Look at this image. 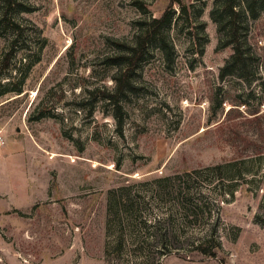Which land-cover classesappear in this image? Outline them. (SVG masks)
Segmentation results:
<instances>
[{
	"label": "rangeland",
	"instance_id": "rangeland-1",
	"mask_svg": "<svg viewBox=\"0 0 264 264\" xmlns=\"http://www.w3.org/2000/svg\"><path fill=\"white\" fill-rule=\"evenodd\" d=\"M181 1L0 0V264H264V13Z\"/></svg>",
	"mask_w": 264,
	"mask_h": 264
},
{
	"label": "trees",
	"instance_id": "trees-1",
	"mask_svg": "<svg viewBox=\"0 0 264 264\" xmlns=\"http://www.w3.org/2000/svg\"><path fill=\"white\" fill-rule=\"evenodd\" d=\"M182 6V11L188 15V7L186 4H182L181 0H176ZM175 0H172L171 7L166 10L163 15L159 18L153 17L151 24L157 26L159 28L167 26L170 27L173 23V15H172V6ZM146 8V6H145ZM144 8V9H145ZM262 13H264V0H216L215 6L211 11L212 19L218 25V31L220 34V47L232 46L233 54L226 61V64L222 67L221 76L224 78L226 76H236L239 78H247V72L249 68L254 63L253 51L251 44L248 41L247 35H243V31L247 33V28L245 29L244 24L250 18L256 19ZM161 42L163 46V50L166 53L167 57L170 58L173 54L174 47L169 45L168 37L166 35L161 37ZM141 46L142 43H141ZM140 49L136 50L135 55ZM12 83L9 81L0 83V86L3 87L4 91L0 92V96L4 95L6 92L16 91L19 94L23 93V87L18 85L15 89H11ZM47 116L46 114H42L41 117ZM180 179V176H176ZM176 177H168L165 179H159V181L168 180L170 183V191L181 196L183 194V190L180 186H176V184H172ZM183 196V195H182ZM122 197L123 201H127V204L131 202L130 197H127L126 200ZM119 199H117L118 201ZM121 200V199H120ZM119 200V201H120ZM199 250L204 253H209V248L203 245L199 247Z\"/></svg>",
	"mask_w": 264,
	"mask_h": 264
},
{
	"label": "built area",
	"instance_id": "built-area-1",
	"mask_svg": "<svg viewBox=\"0 0 264 264\" xmlns=\"http://www.w3.org/2000/svg\"><path fill=\"white\" fill-rule=\"evenodd\" d=\"M3 146V139L0 137V148Z\"/></svg>",
	"mask_w": 264,
	"mask_h": 264
}]
</instances>
